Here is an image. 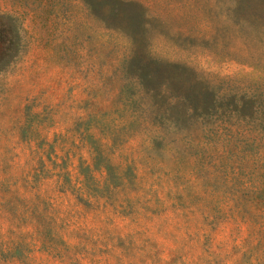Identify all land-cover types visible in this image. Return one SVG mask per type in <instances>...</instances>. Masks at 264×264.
<instances>
[{"label":"rangeland","instance_id":"374dc122","mask_svg":"<svg viewBox=\"0 0 264 264\" xmlns=\"http://www.w3.org/2000/svg\"><path fill=\"white\" fill-rule=\"evenodd\" d=\"M0 264H264V0H0Z\"/></svg>","mask_w":264,"mask_h":264}]
</instances>
